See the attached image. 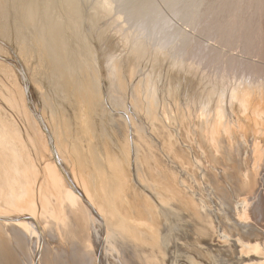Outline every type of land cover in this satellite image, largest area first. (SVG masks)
<instances>
[{"label":"bare ground","instance_id":"1","mask_svg":"<svg viewBox=\"0 0 264 264\" xmlns=\"http://www.w3.org/2000/svg\"><path fill=\"white\" fill-rule=\"evenodd\" d=\"M86 2L89 1L87 0ZM111 2L112 0H92L91 2H89V4H86L84 2L85 5H88L87 11V6H85V8L81 0H0V35L14 43L19 58L25 64V67L30 69V82H27L25 80V75L21 71L22 68L20 70L21 72L18 75L13 74V72L11 71L13 69L9 70L8 68L7 78L5 75V80L0 79V264H21V260L22 262H27V264H100L101 259L103 258H101V254H103L102 252H104V254L106 253V251L109 252V249L105 251L104 247V251L102 250V246H104L103 242H109L111 240L118 241L116 243H119L121 248L124 247L126 248V250L128 249V254H125L126 252H122L124 254V258H122L121 256V261H123L125 264L128 263L130 258H133V261L135 259V261H138L139 264H175L174 259H177V256L174 258V254L177 251H172L173 245L171 246L170 243H173L172 237L174 236H171V234L174 232L173 230L175 226L176 229L182 226L180 225V222L185 217H188L187 221L191 220L190 225L192 226L189 225V228H187L186 225H188L187 223H189L187 222L185 224L187 228L186 230L184 229L185 232L183 230L181 232L180 230L182 234L179 233V229L175 230L182 235V238H184V242L182 238H179L178 240V242L180 243L183 242L182 244L178 242L176 243H178V245L180 244L181 248H184L182 251L186 252L185 262L186 260H188L186 264L197 263L196 261L200 256V253H198L199 256L196 255V260L193 257L194 255L192 256V253H206V251L203 252L201 250L202 247L200 248L199 246L200 242L202 244H205L206 246L214 242V239L212 238V235L214 233L211 235L210 227H208V219H210L208 217H210L211 211L209 212L208 217L207 213H205V215L203 214L204 212L200 213V210L202 208L199 209V207H197L199 205H196V202L194 203L192 201V198L190 199V197L188 196L189 193L187 195V193H185L184 191V185H186V188L188 185L187 183L189 182L184 183V181H186V179L184 178V185L182 187V178L181 180L179 178L180 172L178 176V172L176 173V170L173 169V165H180V160H182L183 156H185H181L182 154H184V152L182 151L180 155V148L178 144V148L170 142L161 145L162 152L161 150L160 152L162 153V155H166L167 157L165 162V159H160V156L158 157L156 155L157 153H154L155 151L153 153H149L152 145L150 147V150L149 148H144L145 146H143L142 143L145 145L148 141L145 138L147 142L144 143V137H142V135L138 133L139 140L135 139L137 138L136 136L134 138L135 142L136 140H138L139 142V148L136 145V147L139 149V154L135 157L136 159L134 164L136 168V174L135 177H133L134 175L131 176L132 170L128 168L131 165V156L129 157L131 141L129 142V135L128 133H126L127 130L125 131L126 127L124 128L123 124L120 123L123 120L121 119V121L119 122L117 121L118 119H115V116L109 115V121L111 120L112 124L108 122V120L107 122L110 124V126L112 125L111 130L113 132L111 133H113L114 135H111L113 136L111 142L109 141L110 139L108 140V137H106L102 132L103 129L101 128V126L104 122L102 120L104 109L102 108V113H97V109L99 108H97V100L98 94H100L98 93V91L100 90L99 87L101 79L100 74L98 73V69L95 65V63L97 62L95 54L96 51L93 50V46L91 47L87 41L88 39L86 40L85 38L86 33L84 34L83 24L86 21H89L95 26L102 15L105 16L113 11V9H111ZM94 29L96 30V28ZM98 36L101 35H99L98 33ZM98 39L100 40V38ZM137 45H134V47L137 46L135 50H139L142 47V45ZM138 53L139 52H137V54ZM3 64L4 63H2V65ZM114 66L115 65H112V68H109V70L111 69V71L108 73L109 79L112 80V83L115 82L116 84V82L118 81V76H116L117 73ZM45 83L48 87V90H50L52 93L45 89ZM248 90L246 89L241 94L239 93L240 95L236 96H240L238 97L240 98V103L243 107L247 106L250 112H247L248 114L246 116L249 119V122H247L249 126H246L247 124L245 125L246 128L249 127V130L247 132H244V134L242 133L243 137L245 138L244 140L247 141V148L245 149L247 155L243 158V169L240 167V160H237L236 162L234 158V154H236L235 152L239 150L240 146L237 145L239 146L237 150L236 148H234L236 147L235 145L232 146L233 143L231 145L228 138L231 132H228V136L226 133H224L225 129H223L224 131L222 132L221 129L224 127V124L221 128L222 124H220L219 118L215 120L214 124L211 122L213 125L211 124L212 129L209 126V129H211L209 135L207 134L209 131L207 132L206 129L207 133H205L209 136V138L206 134L201 133L207 136L203 137V143L208 139H210L208 140L209 142L211 141L208 144L211 151L210 159H212V162L215 163V165L220 166V171L218 170L220 175L218 176L216 174L212 176L214 188L219 194L218 196L222 197L225 200H230L231 197H233L232 194L234 191L243 192V203L241 202L243 205L244 203L251 202L248 200L249 198H255V200L257 201L256 198L259 195V191L261 193V188L259 187V189L258 187H256V176L258 174L257 171L259 172V167L264 166V126L262 125V127H258L260 126L258 124H260V122H263L264 120V104L263 106H261L262 104L259 105V103L253 104V95H251L252 99H250V92L253 91L251 90L249 92ZM49 92L51 94H49ZM33 95L36 96V98L40 99L43 107V112L48 115L46 116L47 119L45 120V124L50 129V133L52 134V136H50L49 132L46 131L47 129L45 130L44 119L42 118V116L36 113V111L27 104V101ZM233 95L236 94L233 93ZM40 101L38 100V102ZM63 101L67 103V105H64ZM46 109L48 111H46ZM104 117L106 118L107 116ZM241 118L243 117L241 116ZM125 121L126 120L124 118L123 122ZM152 121H155V118ZM157 123L159 124V121ZM157 123H154V125H157ZM203 124L204 122L202 121V126ZM131 125L132 123L130 124V126ZM138 126L139 125H137L136 127ZM197 126L199 127V125ZM160 127L161 125L159 126V128ZM236 127H238V125ZM151 128H153V124L150 127V130L152 132ZM155 128L158 129V127L156 126ZM224 128H226V126ZM234 128L231 129H233L234 131ZM237 129L239 130V127ZM243 129L245 130V128ZM133 130L135 129H132V132L134 133ZM154 130L153 132H155ZM202 130L204 131L205 128ZM238 130L236 132L237 136L239 133ZM156 133L157 130L155 134ZM162 134L159 136H162ZM163 137L165 136L163 135ZM161 139L159 140L162 141ZM234 139H232L233 142ZM241 141L242 140H240L239 142ZM149 143L150 142H148V144ZM241 144L244 145V143L242 142ZM243 145L241 146L243 147ZM149 146L150 144L148 145V147ZM146 149L149 151H147ZM189 150L190 149H188V151ZM54 152H56L57 157L54 156ZM237 157H240L239 153ZM179 158L181 159L179 160ZM197 158L198 157H196V159ZM181 163L183 165V162ZM182 170L184 169L182 168ZM183 172H185V170ZM212 173L215 174V172ZM182 174L181 176H185L184 174ZM259 175L260 174H258V176ZM202 179L204 180V178ZM195 187L197 186H194V188ZM189 188H191V186ZM192 192L191 194L193 196ZM261 195L262 194H260V196ZM50 196H54L55 205L61 203V205L63 204V207L66 206L65 208H67V206L68 208L76 206L74 207L75 210L73 208L68 209L71 212H65V214H70L75 211L73 212L74 214H72L75 215V220L73 219V216H71V218L75 222H71H73L72 224L75 225L76 230L84 225H87L86 228H88L90 224H87V220H89L91 217L93 218L91 219V221L94 222L92 225L94 226L95 223H97L96 227L97 229L99 227L100 230L96 229V232H93V236L98 239V241L97 243L95 242L96 246L93 245L95 249H88L91 252L94 251L92 257H89L87 255L89 253L87 252L86 254V251L84 252L80 247L72 246L74 244L76 245V243L80 241V238L78 239V241H76V239L75 241L73 240V242L70 243L72 248L68 250L69 252L67 250L63 251L62 248L61 251H56V249H53L56 251L53 252L48 250L47 248L45 249V246L43 247V226L35 216V207L37 201L39 200L40 202V207L42 208V210L41 208L40 210L42 211V213L50 212L51 215H60V217H62L64 220L65 217L69 215L61 213L62 215H65V217L61 216L60 210L63 208L59 209V207L53 204L52 205L54 206V208L53 206L51 207V204L49 203H53L54 200L52 197V199H50ZM51 200H53V202ZM258 200L259 201L257 202L255 201L256 203L251 202L253 203V206H251V208L247 207L250 203L246 205V209L250 208V210L245 211H248L250 213L249 216H251L253 221L248 224L245 223V220L248 217H246L245 220L243 218V242L241 241V245L243 246V248L240 249L241 253H239L241 258L240 262L243 261V264H264V199L261 198ZM78 202H80V206L78 205ZM65 208L63 212L65 211ZM9 212H19L20 214L15 216V218H13L14 220L10 218L13 220V223L11 222V226L7 228L5 227V232V229L1 226V223L9 218ZM42 213L40 212L41 215ZM85 213H87L89 216L87 217V214ZM51 215L50 218L54 220V217H51ZM85 216L86 218H89L90 216L91 217L89 219H86ZM56 218L55 221L57 220ZM63 219L61 221H63ZM213 220L214 219H212V221ZM66 221L68 222L67 217ZM66 221H63V224L61 226H63ZM84 222L86 224H84ZM216 223L215 226L217 225ZM67 224L69 225V223ZM182 224L184 225V222ZM93 226L91 228H93ZM233 226L235 227V225ZM63 227H66V225ZM1 228H3L4 231ZM70 228H72L70 229V232H74L75 228H73L72 226ZM80 230L81 229H79V232H81ZM84 231L86 232L83 233L85 235L89 233V231L88 233L86 230ZM93 233H91L89 239H91ZM71 235L70 237H73ZM29 236L34 237V239L36 238V242L34 243L36 244V246L33 249L35 250V252L34 255H31V257H27L28 252L27 254H25L24 252V249L27 250L26 248L29 246L27 245V247H24L27 243H29L27 239ZM79 237L82 238L86 236L79 235ZM87 237L85 240L86 242H88ZM177 237L181 236L178 235ZM181 239L182 241H180ZM115 241L114 243H112L115 244ZM108 242L105 243L109 244ZM83 243L85 242L83 241ZM87 244H89V242L86 243V245ZM223 244L226 245V243ZM66 245H68V243ZM178 245H175V247L178 248ZM79 246H83L82 241L81 245ZM223 246L222 248L226 250L225 246ZM67 247L68 249L70 248L69 246ZM112 247L114 248V246ZM226 247L229 248L228 245H226ZM28 248L30 249L31 245ZM56 248L57 250H59L58 247ZM86 248H89V246L85 247V250H87ZM211 249H215V246ZM33 250L29 251L30 254L31 252L33 253ZM112 251L115 252L113 249ZM230 251L228 253H230ZM113 252L110 251L108 254L110 255L111 253L112 255ZM118 252L121 253L119 250ZM179 252L180 251H178V254ZM115 253L117 254V252ZM228 253L226 254V252H224L226 256L228 255ZM233 253H235V251ZM24 254L26 256H23ZM108 254L106 253L107 258ZM208 254H205L207 259H209L207 256ZM212 254L214 253H211V255ZM216 255L215 257L217 258ZM200 257L199 259L203 258L204 260L205 256H202L201 258ZM212 257L214 256L212 255ZM112 258L116 259L115 257ZM222 258L223 257H221V259ZM225 259L227 260V258ZM210 260L212 262L213 259ZM210 260L207 261V263H210ZM105 262L102 264H106ZM177 262L179 263L180 261ZM215 262L216 264H218L220 260H215Z\"/></svg>","mask_w":264,"mask_h":264},{"label":"rangeland","instance_id":"2","mask_svg":"<svg viewBox=\"0 0 264 264\" xmlns=\"http://www.w3.org/2000/svg\"><path fill=\"white\" fill-rule=\"evenodd\" d=\"M5 1H7V0H5ZM11 1H13V0H11ZM86 1L81 0L84 7L87 6V8L86 7L85 8L88 11V5H85L84 2L86 4L87 3L89 4V2H91L92 0H88L89 2H86ZM111 6H112L111 9H113V11H111L112 13L110 12L111 14L109 13L105 16L102 15L103 17L101 16L100 19L95 24L96 27L94 26V24L90 23L89 21H86L85 22L86 24L85 23L83 24L84 34L86 33L85 38H86V40L88 39L87 40L88 43L90 44L91 47L93 46L92 47L93 50L96 51L95 54H96L97 62L95 63V65L98 69V73L100 74V79H101L100 80L101 83H100V87H99L100 90L98 91V93H100V94H98V100H97V105H98L97 108L99 107L97 109V113H102V108L104 109V111H103L104 115L102 117V120L104 122H103V125L101 126V128L103 129L102 130L103 134L106 137H108V140L110 139L109 140L110 142L112 141V138L114 135H113V133H111V132H113L111 130L112 125L110 126V124L108 123V122H110L112 124V121L111 120L109 121V115L115 116V119H118L117 121H119V122L121 121V119L124 121V118H125L126 121L125 122L121 121L120 123L123 124L124 128L126 127L125 131L127 130L126 133H128V135H129V139H130L129 142L131 141L130 142V144H131L130 155H129V157L131 156L130 157L131 165L128 168H130L132 170L131 176L134 175L133 177H135V174H136V171H135L136 168H135V164H134L135 159H136L135 157L139 154V149H138L139 148V142H138V140H139L138 135L139 134L142 135V137H144L143 138L144 143H146L147 141L150 142L149 147H148V145H149L148 142L146 143L147 145L146 144L144 145L142 143V145L145 146L144 148H147V149L149 148V150H150V147L152 145L150 151L147 149L146 150L149 151V153L150 152L153 153L155 151L154 153H157L156 155L158 157L160 156V159H165L164 160L165 162H166L167 157H166V155H162V153H161L162 152V150H161L162 146L161 145L164 143L170 142L175 147H177V144H178V146L180 148L179 149L180 155L182 152H184V154H182L181 156H183V155H185V156H183V158L180 156L182 158V160H180L181 158H179V160H180V162H179L180 165H178L179 167L177 165L176 166L173 165V169L176 170V173L178 172L177 175L180 172V176L179 175L178 176H179L180 180L182 178V180H181L182 181V187H183L184 183L189 182V183H187L188 185L186 188H185L186 185H184V187H183L184 191H185V193H187V195L189 193L188 196L190 197V199L192 198V201L194 203L196 202L195 203L196 205H199V206H197V207H199V209L202 208L200 210V213L204 212L203 213L204 215H205V213H207V217H208L209 216L208 214L211 211L210 217H208V218L211 219V216H212V219H214L213 221H212V219L211 220L208 219V221H209L208 227H210L211 235L214 233L212 235V238L214 239L213 240L214 242H212L213 245L211 243L208 245L209 246L208 247L205 244H202L200 242L199 246H200V248L202 247L201 250L203 252L206 251V253H204V254L202 252H197L196 254L192 253V256L194 255L193 257L195 260L197 259L196 255L197 256L200 255L201 257L205 256L204 260H203V258L199 259L200 256L198 257V259L196 261L198 264H204V263L208 264L209 262L207 263V261H209L210 259H213V260H212V262L210 260L209 264H212V263L216 264L215 260L216 261L220 260L219 263L217 262L218 264H220V263L223 264V261H224V264H229V263L230 264H241V263L243 264V261L240 262L241 258H240V254H239V253H241L240 249L243 248V246L241 245V241L243 242V218L245 220V218L248 217L245 220L246 222L245 221L244 222L248 223V224L251 223L253 221V219L251 218V216H249L250 213L248 211L250 210L251 206H253V203H256L257 201H259L258 199H261V198L264 199V175H262V174H264V170H263L264 166H262V167L260 166L261 168L259 167V169L257 168L259 170V172L257 171V173L260 175L258 176V174H257V176H256V178H257L256 187L261 188V189L259 188L261 190V193L259 191V195L256 198L257 201L255 200V198L254 199L249 198L248 200L253 202V203H251L247 200L251 205L249 203H244V205H243L242 204L243 203V192H235V191L232 194L233 197H231V199L233 201L231 199L230 200L223 199L222 197L218 196L219 194L216 192V190L214 188V184H213V177L212 176L216 175V174L218 176L220 175V173H219L220 166L215 165V163L212 162V159H210L211 158V151H210V146H208V144L211 141L210 142L208 141V140H210V139H208L209 138L208 135L210 134V131L212 129L211 126L215 123V120L217 118H219L220 124H222L221 128L223 127V124H224V127L226 126V128L223 127L221 129L222 132L224 131L223 129H225L224 133H226L227 136H228V132L232 133V134L230 133L231 137H230V134L228 136L231 145L233 143L232 146L235 145L236 147H234V148H236L237 150H238V147L240 146L239 150L238 151L236 150L237 152H235L237 155L239 153L240 157L238 158L237 155L234 154V158H235L236 162H237V160H240L239 162H241V163H239V164H240V167L243 169V158H244V156L247 155L246 154L247 152L245 151V149L247 148L246 147L247 141L244 140L245 138L243 137V134H244V132H247L249 130V127H247L248 129L245 127L246 124H247L246 126H249L247 123V122H249L248 121L249 119H248V117H246L248 114L247 112H249V108L247 106L243 107L242 104L240 103V98H238L240 96H238V97H236V96L240 95L244 90L250 89V90H248L249 92L251 90L253 91V92H250L251 93L250 99H252L251 95H253V97H254V99H252L253 104L259 103V105L262 104L261 106H263V104H264V87H263L264 86V0H112ZM108 16H110V17H108ZM97 26H98V28H97ZM94 28H96V30ZM98 30H99V32H98ZM87 31H89V32H87ZM98 33L101 36H98ZM96 38L97 39L100 38V40L102 39L101 40L102 42L99 39L97 40ZM135 44L136 45L137 44L142 45V47L139 50H135L136 47L138 46L137 45L134 47ZM15 47L16 46H14L13 42H11L10 40H7L5 37L0 35V48H1L0 49V63H1L0 79L5 80L7 78V76H8L7 75L8 74L7 69L9 68V70L13 69L11 71L13 72V74H17V75L22 71L25 75V80L27 82H30V72H29L30 69L25 67V64L19 58L17 50ZM137 52H139V53L137 54ZM20 61H21V63H20ZM110 62H111V64H110ZM2 63H4L3 64L4 66L2 65ZM15 63H16V65H15ZM109 64H110V66H109ZM112 65H115L114 67H115V70L117 73L116 76H118L117 80L119 82L117 81L116 84H115V82L112 83V80L109 79V73L108 72L111 71V69L109 70V68H112ZM21 68H22V70H21ZM5 75H6V78H5ZM244 78H245V80H244ZM250 81H252V82H250ZM46 87L47 86L45 83V89L48 90V87L47 88ZM48 91H50V90H48ZM50 92H49V94L52 93V92L51 93ZM233 93L236 95H233ZM218 95H219V97H218ZM259 95H260V97H259ZM33 96L27 101V104L33 110H35L36 113H38L42 116V118L44 119L45 130L47 129L46 131H48L50 136H52V134L50 133L51 132L50 129L45 124V120L47 119L46 116H48V115L43 112V107H42V103H41L40 99L36 98V96H34V97ZM261 97L263 100L261 99ZM38 100L40 102H38ZM63 104L67 105V103H65L64 101H63ZM46 111H48V110L46 109ZM217 112H218V114H217ZM105 113H106V115H105ZM118 113H119V115H118ZM239 115H240V117H239ZM104 116H107V117L105 118ZM205 116H206V118H205ZM229 116L231 119L229 118ZM241 116L244 119L241 118ZM117 117H119V118H117ZM143 117H145V118H143ZM154 118H155V121H152ZM221 118H223V119H221ZM107 120H108V122H107ZM197 120L199 122L200 121L201 122L199 123ZM241 120H242V122H241ZM158 121H159V124L161 123L160 128H159L160 125L157 123ZM202 121L204 122L203 126H202ZM244 121H246V122H244ZM126 122H128V123H126ZM237 122H238V124H237ZM131 123H132L131 126H133V127L130 126ZM151 123L153 124V128L157 130V133H158V134L156 133L157 136L155 134L156 130H154L153 128H151L152 132L150 130V127L152 125ZM154 123H157V125L156 124L154 125ZM229 123H231V124H229ZM235 123L238 125L239 130L237 129L238 127H236L237 125ZM241 123H242V125H241ZM184 124H185V126H184ZM137 125H139V126L136 127ZM197 125H199V127ZM239 125H241L242 127ZM258 125H260L258 127H262V125L264 126V120H263V122L261 121L260 124H258ZM155 126L158 127V129L155 128ZM209 126L211 127V129H209ZM130 127H131V129H130ZM183 127H184V129H183ZM204 128H205V130L203 131L202 129H204ZM227 128L230 131H228ZM231 128H234L235 132ZM243 128H245L246 131ZM132 129H135L138 132L133 130L134 131V133H133ZM159 129H161L162 132ZM206 129H207V132L209 131L208 133L206 132ZM241 129H242V131H241ZM153 130L155 132H153ZM181 130H183L184 132ZM196 130H198V131H196ZM226 130H227V132H226ZM237 130L239 132L238 133L239 137L237 136V133H236ZM201 133H204L208 136V138H207L208 140H205L204 143L202 142V140H204L203 137H207V136H205L204 134H201ZM132 134L133 135L135 134L134 137ZM161 134H162V136H159ZM233 134H235V135H233ZM111 135H113V136H111ZM163 135L165 137H163ZM135 136L137 138H135ZM166 136H167V138H166ZM134 138L138 139V140H136V142L138 144L135 142ZM145 138L147 139V141ZM173 138L176 140H174ZM239 138H241V139H239ZM144 139H145V141H144ZM159 139H161L162 141H160ZM232 139H234V142ZM240 140H242L241 142L244 143V145L241 144V142H239ZM151 141H152V143H151ZM243 141H245V142H243ZM175 143H176V145H175ZM136 145L138 148L136 147ZM237 145H239V146H237ZM241 145H243V147L244 146L245 147L243 148ZM156 148H158V149H156ZM208 148H209V151H208ZM181 149H183L184 151ZM188 149H190V150L188 151ZM160 150H161V152H160ZM193 150H195V151H193ZM54 154H55L54 156H56V152H54ZM204 155H205V157H204ZM188 156L190 159L188 158ZM196 157H198L199 159L198 158L196 159ZM206 157H207V159H206ZM181 162H183V165ZM186 166H187V168H186ZM182 168L185 170L186 173L183 172L184 170H182ZM199 169H201V170H199ZM261 170H263V171H261ZM211 171L215 172V174H213ZM193 172H194V174H193ZM182 173L185 176H181ZM194 175H195V177H194ZM184 178L186 179V181H184V183H183V180H185ZM202 178H204V180ZM197 179H198V181H197ZM208 182L211 184H209ZM188 186L189 187L191 186V188H189ZM194 186H197V187H195L196 189L194 188ZM192 189H194V190H192ZM191 192L193 193V196H192ZM260 194H262V195L260 196ZM51 197L52 196H50V199H52V198H53V200L55 199L54 196L52 198ZM53 200H51V201L53 202ZM222 200H223V202H222ZM234 200H235V202H234ZM233 203H235V204H233ZM49 204H51L50 206L52 207L53 205H55V200L53 203H49ZM79 204H80V202H78V205ZM222 204H224V205H222ZM246 205H248L247 207H250V208L246 209L247 208ZM40 206L41 205H40V202L38 200L36 203V207H35V216L37 217V219L39 220V222L43 226V233H44V235H43V238H44L43 239V241H44L43 247L45 246L44 247L45 249L47 248L48 250L54 252L55 250H53V249H56V251H61V248H62L63 251L64 250L68 251L72 248V246L73 247H80L81 249H83L84 252L86 251L85 252L86 254H87V252L90 254V255L87 254L89 257L93 256L94 251L91 252L88 249H91V250L95 249L93 247V245L96 246L95 242L97 243L98 239H96L93 236L94 235L93 232H96V229H97V227H96L97 223H95L94 226L92 225L94 222L91 221V219H93L91 216H90L91 218L89 217L90 219L86 218V216L88 217L89 215L87 213H85V214H87L85 216V218L89 219V220H87L88 223L86 221V223L88 225L90 224L88 226V228H86L87 225L86 226L84 225V226H81L82 228L79 227L76 230L75 225L72 224L73 222H75V221H73V219L75 220V218H74L75 215H72V214H74L73 212H75V211H73L70 214L68 213L69 215L65 214L66 211L67 212L70 211L68 209H73L76 206L69 207V208L67 206V208H65L66 206L64 205L65 207H63V204L61 205V203H58L57 205H55V206L59 207V209L63 208L60 210L61 211L60 214L62 213V214L68 215L70 218V220H69L68 216H66L68 219V222L66 221L65 215L61 214V216L65 217V220H64L62 217H60V215H53V214L51 215L50 212L42 213V211H41L42 208ZM213 207H215V208H213ZM222 207H223V209H222ZM40 208H41V210H40ZM53 208H54V206H53ZM64 208H65V211L63 212ZM238 209H241V210H238ZM74 210H75V208H74ZM245 210H248V211H245ZM19 212H9V218L4 220L5 222L3 221L1 223V226L5 229V232H6V228L11 226V224L13 223V220H14L13 218H15V216L20 214ZM40 212L42 213V215L40 214ZM228 212H229V214H228ZM46 214L47 215L49 214L48 215L49 217ZM244 214H246L248 216H246ZM50 215H51V217L52 216L54 217L53 218L54 220H52L50 218ZM218 215H220V216H218ZM224 215L226 216V218ZM71 216H73V219L71 218ZM10 218H12L13 220ZM55 218L57 219L56 220L57 222L55 221ZM62 219H63V221H66V223H64V225H63V226L66 225V227L61 226L63 224V221H61ZM183 220L180 222L181 223L180 225H182L181 227H183V228L179 227L178 228L179 230H178V229H176V226H175V228L173 230L174 232L171 231V232H173L171 234V236H174V237H172L173 243H175V244H173L171 242L172 241V239H171L170 244H171V246L173 245V249H172V247H171V249L173 252H175L174 250L177 251L175 254L173 253L174 258L177 256V259L176 258L174 259L175 264L177 261H180L179 263L177 262V264H180V263L186 264L188 261V260H186V262H185L186 252L182 251L184 248L182 249L180 244H182L184 242V238H182L181 232H182V230L185 232V230L187 228H189V225L191 224V220L187 221L188 217H185ZM71 221H73V222H71ZM183 222H184V225L182 224ZM187 222H189V223H187ZM214 222L215 223L218 222V223H216L217 227L215 226ZM58 223H60V224H58ZM67 223H69V225ZM86 223L84 222V224H86ZM186 223L188 224V225H186L187 228L185 226ZM70 225L73 228H75V230L74 229L73 230L76 234L74 232H70V229H72V228H70L71 227ZM233 225H235V227ZM92 226H93V228H95V227L96 228L93 229V228H91ZM190 226H192V225H190ZM214 226H215V228H214ZM236 226L237 227L240 226V227L237 228ZM3 228H1V229H3ZM233 228H237V229H233ZM4 229H3V231H4ZM79 229H81L80 231L82 233L79 232ZM98 229L100 230L99 227H98ZM175 229L178 230L179 233H181V234H179L178 231H176ZM213 229H215V230H213ZM84 230H86L87 233L89 231V233L87 235L83 234V233H86ZM180 230H181V232H180ZM175 231L177 232V234ZM228 232H229V234H228ZM91 233H93V234H92L91 239H89ZM71 234H73V235H71ZM70 235L73 236L75 239L73 237H70ZM74 235H76L77 237ZM79 235L80 236L83 235L86 237L89 236V237H87V241L89 242V244H87V245L89 246V248H86L88 251L85 250V247H88L86 245V243H88V242L85 241L86 237L81 238V237H79ZM178 235L181 237H177ZM69 237H70V239H69ZM71 238H72V241H71ZM79 238H80V241L77 242L78 244L76 243V245L74 244L71 246L70 243H72L73 240L75 241L76 239H77L76 241H78ZM179 238L183 239L182 243L178 242ZM27 239H28L29 243H27L24 247H27V245H29L28 247H30V245H31V248L29 249L27 247L26 248L27 250L24 249V252H25V254H27V252H28L27 257H31V255L32 254L34 255V252H35V250H33V249L36 246V244H34L36 242L35 241L36 238L34 239V237L29 236ZM182 239L180 241H182ZM174 240H175V242H174ZM233 240L236 243H234ZM81 241H82V245H83L82 247H84V248L79 246V245H81ZM83 241L85 243H83ZM114 241L115 240H113V241L111 240L109 242L105 241L106 243L108 242L110 244V246H109V244H106L105 242H103L104 246H102V250L104 251V249H105V251H106L109 249V252L110 251L113 252L112 249L115 251L117 248V250L115 251V252H117V254L119 253L118 250L121 253L126 252L125 254H128L127 253L128 249L126 250V248H124V247L121 248L119 243L118 244L116 243L118 241H115V244H113ZM176 242H178L180 244L178 245V243H176ZM222 242L226 243V245H228L229 248H227L226 245L223 244ZM67 243H68V245H66ZM91 243H93V244H91ZM220 244H222V245H220ZM61 245H62V247H61ZM84 245H86V246H84ZM111 245L114 246V248ZM175 245L176 246L178 245V248H176ZM223 245L225 246L226 250L227 249L229 251L231 250L230 253H228L229 252L228 250L226 251V250H224V248H222ZM67 246H69V247L71 246V247L68 249ZM214 246H215V249H211ZM231 246H232V248H231ZM56 247H58L59 250H57ZM103 247H104V249H103ZM233 247L236 249H234ZM216 248H217V252H216ZM218 248L221 250V252L222 251L223 252L221 253ZM120 249H122L123 251ZM177 249H180V250H177ZM30 250L31 251L33 250V253L31 252V254H30V252H29ZM178 251H180L179 252L180 255L178 254ZM234 251H235V253H233ZM109 252L106 251L107 254ZM115 252H113L114 254L112 253V255L110 253V255L117 259L119 257V254H120V257L117 259L118 261L116 259H113L109 254H108V258H107L106 253L104 254V252H102L104 255L101 254V258L103 257L102 258L103 260L101 259L100 264L104 263L105 261H107L108 264H115V263L125 264L123 261H121L122 258H124L123 257L124 254L119 253L117 255ZM183 252H185V253H183ZM224 252H226V254L228 253V255L226 256V254H224ZM198 253H200V254L198 255ZM211 253H214V254H212L214 257H212ZM216 253H217V255H216ZM25 254L23 256H26ZM205 254H208L207 256L209 259L206 258ZM215 255L217 256V258L215 257ZM221 255H223V256H221ZM224 255H225V257H224ZM121 256H122V258H121ZM221 257H223L224 260H223V258L221 259ZM105 258H106V260H105ZM214 258H215V260H214ZM225 258H227V260L229 259L228 262ZM28 259H30V258H28ZM130 260L128 261L127 264H139L138 261H135V259H134V261H135L134 262L133 258H130ZM107 262H105V263L107 264ZM22 263L27 264V262H24V261L22 262V260H21V264Z\"/></svg>","mask_w":264,"mask_h":264}]
</instances>
